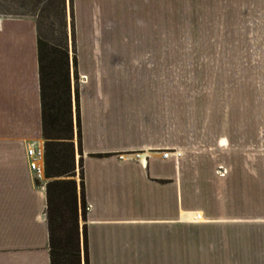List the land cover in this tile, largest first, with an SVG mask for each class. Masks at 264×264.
Listing matches in <instances>:
<instances>
[{"label": "crops", "instance_id": "1", "mask_svg": "<svg viewBox=\"0 0 264 264\" xmlns=\"http://www.w3.org/2000/svg\"><path fill=\"white\" fill-rule=\"evenodd\" d=\"M103 42H77L68 56L74 116L73 55L85 78L79 92L81 151L74 146V160L75 174L81 161L88 264H264V212L254 205L263 194L254 190L245 161L234 160L221 186L211 157L207 164L198 156L187 159L183 143L172 146L166 116L159 122L165 135L127 128L124 90L115 94L92 82L123 81L133 71L149 79L146 71L156 72L145 63H157L152 57L114 59ZM170 43L147 37L137 47ZM116 46L127 48L123 40ZM156 103L155 111L166 115V106ZM30 146L43 151L36 162L44 168L37 27L26 18H0V264H50L48 179L30 169ZM165 150L182 154L164 157Z\"/></svg>", "mask_w": 264, "mask_h": 264}, {"label": "rangeland", "instance_id": "2", "mask_svg": "<svg viewBox=\"0 0 264 264\" xmlns=\"http://www.w3.org/2000/svg\"><path fill=\"white\" fill-rule=\"evenodd\" d=\"M0 18L33 20L37 35L49 47L66 44L68 56L76 53L77 42L95 39L111 46L104 50L114 59L155 58L156 65L145 63L156 72L146 71L149 79L133 71L123 81L92 83L115 94L124 90L130 101L126 127L133 131L165 135L159 122L172 120V146L183 143L187 159L198 156L207 164L211 157L221 186L234 160L242 158L254 190L263 194L254 205L264 212V0H0ZM147 37L172 47L138 48ZM120 40L127 48L117 49ZM83 80L76 71L78 95ZM71 102L72 141L80 155L72 93ZM156 102L166 106V115L155 111ZM165 151L177 157L181 152ZM83 221L80 215V238Z\"/></svg>", "mask_w": 264, "mask_h": 264}, {"label": "trees", "instance_id": "3", "mask_svg": "<svg viewBox=\"0 0 264 264\" xmlns=\"http://www.w3.org/2000/svg\"><path fill=\"white\" fill-rule=\"evenodd\" d=\"M39 89L44 138V176L50 264H88L87 237L79 216L85 217L82 172L79 195L75 175L72 102L67 46H48L37 35ZM74 73L76 58L73 55ZM75 118L80 147L79 95L75 89ZM80 166L81 161L79 160Z\"/></svg>", "mask_w": 264, "mask_h": 264}, {"label": "built area", "instance_id": "4", "mask_svg": "<svg viewBox=\"0 0 264 264\" xmlns=\"http://www.w3.org/2000/svg\"><path fill=\"white\" fill-rule=\"evenodd\" d=\"M43 151L36 146H30L27 150V155L30 157L29 166L30 169L34 172L36 178H44V168L36 162V158L42 157ZM138 157L139 153H135ZM164 157L168 156V152H163ZM120 159H123V155H119ZM221 169V168H220ZM223 175V173H222Z\"/></svg>", "mask_w": 264, "mask_h": 264}, {"label": "bare ground", "instance_id": "5", "mask_svg": "<svg viewBox=\"0 0 264 264\" xmlns=\"http://www.w3.org/2000/svg\"><path fill=\"white\" fill-rule=\"evenodd\" d=\"M84 79V78H83Z\"/></svg>", "mask_w": 264, "mask_h": 264}]
</instances>
